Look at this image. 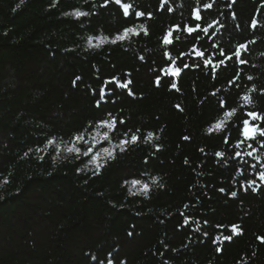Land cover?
<instances>
[{"label": "trees", "instance_id": "16d2710c", "mask_svg": "<svg viewBox=\"0 0 264 264\" xmlns=\"http://www.w3.org/2000/svg\"><path fill=\"white\" fill-rule=\"evenodd\" d=\"M0 264H264V0H0Z\"/></svg>", "mask_w": 264, "mask_h": 264}, {"label": "rangeland", "instance_id": "374dc122", "mask_svg": "<svg viewBox=\"0 0 264 264\" xmlns=\"http://www.w3.org/2000/svg\"><path fill=\"white\" fill-rule=\"evenodd\" d=\"M244 133L247 136H251L255 133V129L249 125V123L246 124L244 128Z\"/></svg>", "mask_w": 264, "mask_h": 264}]
</instances>
